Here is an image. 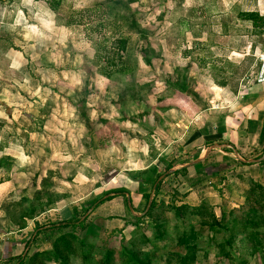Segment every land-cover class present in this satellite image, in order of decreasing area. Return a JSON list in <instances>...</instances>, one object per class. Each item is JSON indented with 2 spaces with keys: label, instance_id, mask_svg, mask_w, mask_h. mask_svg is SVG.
<instances>
[{
  "label": "rangeland",
  "instance_id": "rangeland-1",
  "mask_svg": "<svg viewBox=\"0 0 264 264\" xmlns=\"http://www.w3.org/2000/svg\"><path fill=\"white\" fill-rule=\"evenodd\" d=\"M220 1L222 5L228 3L225 0H28L31 6L27 20L24 16L18 19L19 26L26 29L14 33L17 47L27 61L20 59L13 67L18 66L12 80L19 88L13 87L12 94H1L0 100L18 106L14 113L21 114L19 120L2 123V127L9 141L25 149L31 168L10 170L14 178L11 186H15L9 204L8 232L11 233L0 246V264H14L18 256L27 252L53 250L55 238L68 231L48 234V239L42 234L36 241L33 237L42 225L47 227L63 215L74 216L79 221L78 227L70 228L69 232H76L80 238L87 236V242L94 244V254L87 261L80 245L73 242L69 261L48 264H101L108 245L116 250L110 264H124L122 247L152 264H178L175 252L184 253L180 239L183 243L199 244L197 259L192 264H239L236 262L239 253L248 258V264H264V248L250 257L253 249L239 247V242L229 247L233 260L220 255L216 240L208 239V227L201 224L203 217L190 214L176 222L167 210L169 202L162 201H169L174 194L169 192L168 180L165 182L168 194L162 193L158 198L159 205L165 206L153 209L154 215L144 216L137 226L131 223L135 219L129 214L125 218L109 216L104 205L91 218L90 211H86L92 200L107 197V191L117 188H128L133 198L132 191L138 186L133 176L138 174L131 171L119 176L117 172L137 166L132 163L131 152H140L145 143L148 145L142 150L143 156L151 155L155 159L158 150L152 151L151 136L154 129L164 132L163 127L169 122L168 108L178 90L174 82H186L189 73L192 74L190 86H198L199 70L207 75V81L219 85L225 80L233 88L256 80L264 36L249 33L247 18L220 12ZM27 21L35 26L27 25ZM120 36L130 39L126 56L129 54L136 66L133 81L131 77L121 78L117 73L119 63L107 55L115 38ZM2 40L0 48L8 44ZM251 45L253 49L247 51ZM151 59L149 65L146 61ZM98 67L114 73L107 77L97 71ZM212 114L213 111L207 112L208 120L213 121ZM139 130L147 132L146 142L137 135L128 138L131 132L139 133ZM24 135L27 138L21 139ZM163 160L169 164L166 158ZM118 161L129 165L121 167ZM165 164L160 169L162 174ZM248 193H244L245 203ZM155 194L151 192L148 203L145 196L140 201L137 199L138 205L131 208L132 213L143 216ZM179 195L177 204L186 201L192 206L186 197ZM123 199L120 196L112 202L121 204ZM50 200L51 204L45 205ZM31 208L35 209L33 216H30ZM22 212L26 215L21 216ZM224 218L228 222L229 216ZM157 220L161 224L158 229L154 225ZM226 235L220 232L214 237L221 240ZM45 262L39 258L37 264Z\"/></svg>",
  "mask_w": 264,
  "mask_h": 264
},
{
  "label": "crops",
  "instance_id": "crops-1",
  "mask_svg": "<svg viewBox=\"0 0 264 264\" xmlns=\"http://www.w3.org/2000/svg\"><path fill=\"white\" fill-rule=\"evenodd\" d=\"M225 1H228L227 4H223L227 6L225 8L220 1V12L234 14L239 19L247 18L245 21L250 22L247 26L251 27L248 29L249 33L264 36V26L254 27L251 19L252 16L264 17V0ZM30 6L28 0H0V39H3V43L8 42L0 48V95L12 94L13 87L19 88L12 80L18 66L15 69L13 67L18 60L27 61V58L22 56L17 47L19 46L18 38L14 33L16 30L26 29L25 26H19L18 19L24 16L27 20ZM52 7L54 6L51 5ZM230 9L236 10L232 12ZM31 24L35 26V23L27 21V25ZM236 35L233 37L236 38ZM251 40H253L252 37ZM7 45L11 47L4 48ZM252 47L253 45L247 46V51L252 50ZM263 50L264 47L261 52ZM28 59L30 60L29 57ZM196 74L198 86H190L189 77L192 74L187 73L186 91L177 90L173 94L170 102L172 104L168 108L171 117L169 116L170 118L167 119L169 122L163 127L164 132L158 128L154 129L153 134L151 133L152 151L158 150L155 159L151 155L143 156L142 150L148 145L145 143L140 152L136 150L131 152L134 156L132 163L137 166L127 168L129 164L118 161L121 167L125 166L124 168L127 169L119 170L117 175L133 171L140 178L149 170L161 172L162 164H165L163 159L166 158L172 167L165 171L166 174H162L165 175L162 184L164 194H168L169 191V188L165 191L167 185L165 182L168 180L166 177L176 170L186 168L182 171L183 174L176 178L184 180L190 190L186 200L192 205H199L203 199H211L210 202L214 205L217 216L221 218L223 211L228 212L245 203L244 193L250 191L253 181L264 184V82L259 83L254 80L248 85L233 88L229 83L218 85L212 80L207 81V75L200 70ZM87 103L91 105V102ZM15 110H18V106L9 104L5 99L0 100V246L3 239L8 238L7 235L11 233L8 232L11 227L9 204L10 198L14 196L15 186H11L14 178L10 170L11 168H31L25 149L9 141L2 127V123L19 120L18 117L21 114H15ZM212 111L213 121L207 118V112L212 113ZM146 133H140V130L139 133L131 132L128 138L137 135V138L141 137L142 141L146 142ZM22 138L26 139L27 135ZM154 140L156 143L153 142ZM136 182L138 186L134 188L135 191H132L135 208L138 205L136 200H142L144 193L140 189L142 182L138 178ZM168 185L169 192H174L173 187L169 183ZM137 215L140 216L138 212ZM5 223H9L7 224L9 228Z\"/></svg>",
  "mask_w": 264,
  "mask_h": 264
},
{
  "label": "trees",
  "instance_id": "trees-1",
  "mask_svg": "<svg viewBox=\"0 0 264 264\" xmlns=\"http://www.w3.org/2000/svg\"><path fill=\"white\" fill-rule=\"evenodd\" d=\"M251 19L253 20L254 27H263L264 26V17L259 16H252ZM69 24V23H68ZM261 33V30H259ZM130 39L128 37H119L115 38V42L113 45L110 46V49L107 52V55L116 60L120 67L117 70L119 76L121 78L124 77H131L133 81L136 77V66L131 63V57L126 56L127 52L130 50L129 45ZM126 53V54H125ZM96 57V56H95ZM157 58V57H154ZM153 58V59H154ZM145 59L147 56L145 55ZM153 59L147 60L146 62L149 65H152ZM95 63V62H94ZM260 66V63H259ZM98 72L102 75H107L114 73L113 71L107 72L105 68H97ZM136 70V72H135ZM175 86L178 88L180 92H185L188 85L187 82H174ZM220 85H227L225 80L219 82ZM142 99V98H141ZM162 161V159H161ZM172 167L169 164L165 171L169 170ZM186 168L179 169L174 171L172 174L168 175V183L174 188V194L172 195L171 199L168 201L169 203L166 205L167 210L172 213L175 217L176 222H181L184 216L196 215L200 218L201 224L206 225L208 227V239L216 240L217 245L219 247L220 255L227 256L231 260L234 259V255L229 250V247H232L234 243L239 242L237 244L239 247L242 245L245 249L250 250L253 249L249 256L253 257L256 255V252L261 248H264V184L260 182L253 181L252 187L249 193L246 195V203L241 205L240 207H234L230 211L226 212L223 211L221 218H219L214 210V205L210 202V200H203L199 205H189L187 203L177 204L178 198L180 195L179 193L187 197L189 193V188L184 180L176 179L178 175L183 174L182 171H185ZM162 172H152L148 171L146 174L141 176V178L137 176H133L135 179L138 178L139 181L142 182L141 184V191H144L143 197L147 198L146 203H148L149 197L153 190L155 183L158 181ZM165 178L161 180L156 187L154 188L155 198L151 201V207L149 211H146L145 214L141 217L135 216L132 211L131 207L133 206V198L131 197V192L126 187L117 188L112 191H107L106 196L102 198H96L91 201L90 206L86 209V211H90L89 215L90 218L97 212V210L104 205V211L109 216L117 217V215L121 218L127 217V215L133 216L135 219L131 221L132 224H137L141 222L144 216H153L152 210L158 206L164 207V204L159 205V196L164 194L162 191V184ZM145 188V189H144ZM127 194L130 195V203L127 197ZM179 195V196H178ZM123 197L124 203H115L112 201H117V198ZM163 202L165 200H162ZM52 200L48 201L45 205L51 204ZM165 203V202H164ZM110 205V207H109ZM107 208V210H106ZM146 209V208H145ZM30 216H33L32 213H35V209L31 208ZM86 212V213H87ZM67 213V212H66ZM68 214V213H67ZM24 212H22L21 216H24ZM71 215V214H70ZM89 215L86 217V220L89 218ZM229 216L228 222H225V218L227 219ZM70 218L68 215H63L61 218L58 219L57 222H51L49 226L42 225L40 230L37 234L34 235L33 241L38 240L39 236L42 234L45 239L50 238L48 234H56L59 231H68L64 234H61L59 237H56L55 240L52 242L54 248L53 250H43V251H35L33 254H27L23 256L22 254L17 257V260L14 264H37L39 258L44 259L45 264L48 262H67L69 261V254L68 252L73 251L74 244L73 242H77L80 247V252L86 260L91 261L92 254H94V244H90L87 242V236L82 238L77 236L76 232H69L70 228L78 227V222L74 216ZM129 221V220H128ZM130 222V221H129ZM156 228L161 226V224L155 222L154 224ZM24 227V225L22 226ZM220 232H226V236L221 239L217 240L214 236H216ZM211 233V235H209ZM157 236H159V231L156 232ZM155 234V235H156ZM201 237V236H200ZM181 244H183L184 253L183 252H175L177 263L178 264H192L197 259V253L200 250L199 244L196 243H183L182 240H179ZM27 245H30V241L27 242ZM61 246V247H60ZM86 246L90 247L87 248ZM239 248L237 247L235 250L237 251ZM116 250L108 245V249L104 253V258L101 264H110L113 261V255ZM183 253V254H181ZM122 257L124 264H152L151 261L144 260L141 258L137 253L133 252L131 249H127L126 247H122ZM11 260V259H9ZM239 264H248V258L244 255L239 253V258L236 261Z\"/></svg>",
  "mask_w": 264,
  "mask_h": 264
},
{
  "label": "built area",
  "instance_id": "built-area-1",
  "mask_svg": "<svg viewBox=\"0 0 264 264\" xmlns=\"http://www.w3.org/2000/svg\"><path fill=\"white\" fill-rule=\"evenodd\" d=\"M256 81L257 82H264V50L260 54V66L256 74Z\"/></svg>",
  "mask_w": 264,
  "mask_h": 264
},
{
  "label": "water",
  "instance_id": "water-1",
  "mask_svg": "<svg viewBox=\"0 0 264 264\" xmlns=\"http://www.w3.org/2000/svg\"><path fill=\"white\" fill-rule=\"evenodd\" d=\"M163 177H164V175H162L159 179H158V181L156 182V184H155V186H154V188L156 187V185L163 179ZM128 200H129V204H130V195L128 194ZM150 204H151V201L149 202V205L148 206H150ZM131 206V205H130ZM132 208V207H131Z\"/></svg>",
  "mask_w": 264,
  "mask_h": 264
}]
</instances>
